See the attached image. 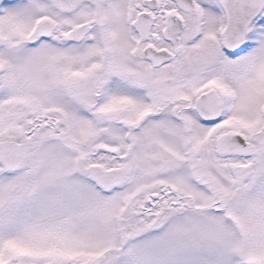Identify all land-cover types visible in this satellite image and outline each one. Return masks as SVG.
<instances>
[{"label":"snow or ice","instance_id":"obj_1","mask_svg":"<svg viewBox=\"0 0 264 264\" xmlns=\"http://www.w3.org/2000/svg\"><path fill=\"white\" fill-rule=\"evenodd\" d=\"M0 264H264V0H0Z\"/></svg>","mask_w":264,"mask_h":264}]
</instances>
